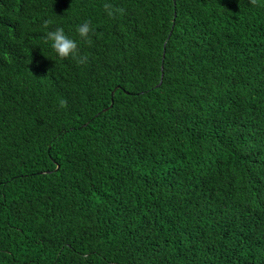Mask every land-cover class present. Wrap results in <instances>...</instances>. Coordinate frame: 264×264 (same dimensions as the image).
I'll return each instance as SVG.
<instances>
[{"label": "trees", "instance_id": "16d2710c", "mask_svg": "<svg viewBox=\"0 0 264 264\" xmlns=\"http://www.w3.org/2000/svg\"><path fill=\"white\" fill-rule=\"evenodd\" d=\"M0 264H264V0H0Z\"/></svg>", "mask_w": 264, "mask_h": 264}, {"label": "clouds", "instance_id": "9594fccd", "mask_svg": "<svg viewBox=\"0 0 264 264\" xmlns=\"http://www.w3.org/2000/svg\"><path fill=\"white\" fill-rule=\"evenodd\" d=\"M78 35L87 40L89 39L90 27L87 22L77 28ZM47 38L51 41L52 48L59 57L75 56L77 54V42L67 35L62 28H56L47 33Z\"/></svg>", "mask_w": 264, "mask_h": 264}]
</instances>
